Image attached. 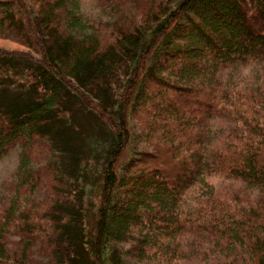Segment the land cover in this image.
<instances>
[{"label":"trees","instance_id":"1","mask_svg":"<svg viewBox=\"0 0 264 264\" xmlns=\"http://www.w3.org/2000/svg\"><path fill=\"white\" fill-rule=\"evenodd\" d=\"M96 7L0 0V264H264V0Z\"/></svg>","mask_w":264,"mask_h":264},{"label":"rangeland","instance_id":"2","mask_svg":"<svg viewBox=\"0 0 264 264\" xmlns=\"http://www.w3.org/2000/svg\"><path fill=\"white\" fill-rule=\"evenodd\" d=\"M97 0H82V7L83 9L92 15H97L98 11H97ZM0 44H3V46H7V47H17L18 45H16L14 42H12L11 40L8 39H0ZM13 89V88H12ZM229 117L223 116V117H218L214 120L215 123L217 124H222L224 122L228 123ZM91 131H89L87 133V135H84L86 137H84L85 141H81V137L82 135L79 136V138L76 139H68L67 136H71L75 133L72 134L71 130H69L68 128L66 129L65 127L62 126L61 130L59 131V137L62 141L66 142V143H78V150L81 151L80 152V156L84 155V151L85 148L89 147L92 149V152L94 151V141L95 138L98 137L97 134H99L100 131H98V128L93 129V127L90 129ZM94 132V137H91V134ZM78 137V135H77ZM91 137V138H90ZM18 143H13L10 144L7 148V151L5 152V154H3V156L0 157V187L2 185V183L8 178V176L12 173V171L14 170L16 163H17V151H18Z\"/></svg>","mask_w":264,"mask_h":264}]
</instances>
